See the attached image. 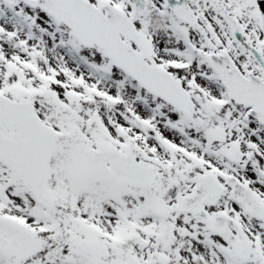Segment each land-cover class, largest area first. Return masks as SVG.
Masks as SVG:
<instances>
[{"label": "snow or ice", "instance_id": "6c2138e0", "mask_svg": "<svg viewBox=\"0 0 264 264\" xmlns=\"http://www.w3.org/2000/svg\"><path fill=\"white\" fill-rule=\"evenodd\" d=\"M0 264H264V0H0Z\"/></svg>", "mask_w": 264, "mask_h": 264}]
</instances>
